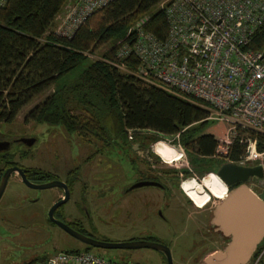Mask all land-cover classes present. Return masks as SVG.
<instances>
[{
	"label": "trees",
	"instance_id": "1",
	"mask_svg": "<svg viewBox=\"0 0 264 264\" xmlns=\"http://www.w3.org/2000/svg\"><path fill=\"white\" fill-rule=\"evenodd\" d=\"M70 1L8 0L0 6V121H15L26 106L53 89L26 121L61 125L87 144L104 141L103 146L108 147L120 138L128 142L129 131L134 136L150 133L152 142L176 136L173 143L183 147L200 176L216 173L222 163L240 162L249 154L254 139L258 140V151H264V135L239 131L228 153L217 159L220 142L205 133L211 123L205 121L204 109L112 64L118 61L116 51L133 40L134 26L146 16L145 30L160 40L166 38L168 22L159 8L164 0H114L94 13L69 39L56 34L55 28ZM105 46L106 51L100 52ZM263 46L264 28L255 34L251 48ZM99 52V59L90 58ZM118 62L133 69L138 65L136 58ZM144 137L149 139L148 135ZM152 155L160 162L156 154ZM169 172L163 171L165 175ZM26 173L33 181L55 177L32 168ZM184 174L193 176L189 170ZM69 175L72 188L78 177L75 171ZM91 249L86 245L85 251Z\"/></svg>",
	"mask_w": 264,
	"mask_h": 264
},
{
	"label": "rangeland",
	"instance_id": "2",
	"mask_svg": "<svg viewBox=\"0 0 264 264\" xmlns=\"http://www.w3.org/2000/svg\"><path fill=\"white\" fill-rule=\"evenodd\" d=\"M104 51L106 46L100 50ZM100 52L94 56L100 58ZM83 68L84 66L79 68L75 74L80 73ZM52 93L53 89L37 97L20 112L13 123H0V136L13 144L11 150L3 153H6L5 158L2 159L0 155V166L14 160L23 167L52 174L55 180L60 182L69 181V173L75 171L78 180L70 192L69 200L62 206L61 213L65 214L68 223L83 224L87 233L96 240L128 242L143 234L169 246L173 264H217L216 260L224 255L225 244L219 246L218 242H213L208 245L211 231L208 227L205 228L202 222L203 220L208 223V216L205 215L225 199L228 191L216 178V173L198 175L183 147L172 142L171 145L178 146L183 151L180 153L184 162L183 159L178 161L175 158L178 149L172 150L175 160L178 161L175 162L169 156V143H166L168 141L160 139L150 143L153 136L150 133L133 135L132 140L128 137V142H124L122 138L116 139L115 144L106 147L103 146L104 141L87 144L77 135L68 133L61 125L27 122V115ZM205 133L214 135L218 140H224L227 138V127L224 124L211 123ZM145 135H148L149 139H146ZM30 138L37 140L34 146L27 147L21 143L23 139ZM137 141L145 143L147 148H156L157 143L159 146L160 142H165L163 147L160 146L163 148L161 157L165 163L160 160L154 165L160 172L175 170V178L180 184H184L190 197L188 198L181 189H176L179 201L171 202L167 199L164 205L142 202L145 207L150 205V213L133 220L134 217H128L126 210L127 201L133 196L132 192L135 193V198L136 195L157 191L148 187L127 194V189L139 181L146 170L145 164L132 149V143ZM185 170H189L193 176H185ZM191 178L202 181L210 194L211 203L210 197L197 186V181ZM35 183L44 184L46 181L41 179ZM61 193L62 189L58 187L40 190L29 188L19 182L18 175L9 179L0 200V264H25L34 260L40 264L56 253L85 251L84 243L49 222V211L57 203L54 201ZM209 203L211 205L204 210ZM171 204L174 208L168 209L167 206ZM10 213L14 218H8ZM164 217L169 221H165ZM204 243L207 247L202 249ZM91 252L117 264H166L163 252L149 248H93ZM255 259L248 264H255Z\"/></svg>",
	"mask_w": 264,
	"mask_h": 264
},
{
	"label": "built area",
	"instance_id": "3",
	"mask_svg": "<svg viewBox=\"0 0 264 264\" xmlns=\"http://www.w3.org/2000/svg\"><path fill=\"white\" fill-rule=\"evenodd\" d=\"M7 1L0 0V6ZM113 1L71 0L59 16L56 34L73 38L94 13ZM160 9L168 22L166 38L147 32L144 17L134 26L133 40L115 54L118 61L136 58L137 68L112 64L201 107L207 112L205 121L224 124L227 138L219 140L220 157L228 153L239 131L264 135V46L251 48L255 34L264 28V0H164ZM128 135L132 140L134 133ZM257 146L254 139L249 154L237 164L264 167V151ZM255 258V264L264 263V245ZM46 264L117 263L91 251H66L49 257Z\"/></svg>",
	"mask_w": 264,
	"mask_h": 264
},
{
	"label": "water",
	"instance_id": "4",
	"mask_svg": "<svg viewBox=\"0 0 264 264\" xmlns=\"http://www.w3.org/2000/svg\"><path fill=\"white\" fill-rule=\"evenodd\" d=\"M175 139L176 136H171L167 140L172 142ZM23 141L31 147L37 140L32 138ZM14 172H17L21 176L22 181L29 188L40 190L60 187L65 190V198L52 207L49 216L64 231L85 245L105 250H138L149 248L163 252L166 255L168 264H173L171 250L165 244L147 241L118 243L99 241L80 234L68 225L56 221L54 219V212L64 205L70 197L69 187L64 182L54 180L44 184H35L28 180L23 169L15 167L8 169L2 177L0 200L5 192L9 178ZM216 174L221 178L228 190L231 186L239 184L229 190L226 198L221 200L214 211L212 225L216 228V232H220L229 239V243L224 250V255L220 256L216 262L217 264H248L258 250V247L264 241V167L262 165L241 166L236 162H225L219 167ZM251 183L252 185H249ZM150 185L155 184L143 182L135 185L134 188ZM256 185L260 188L258 191H254Z\"/></svg>",
	"mask_w": 264,
	"mask_h": 264
},
{
	"label": "flooded vegetation",
	"instance_id": "5",
	"mask_svg": "<svg viewBox=\"0 0 264 264\" xmlns=\"http://www.w3.org/2000/svg\"><path fill=\"white\" fill-rule=\"evenodd\" d=\"M14 122V121H13ZM11 122V123H13ZM0 123H7V122H3V121H0ZM10 123V124H11ZM3 136H0V155H1V158H5L6 157V153L3 154L4 152H7L9 150H11L13 144H12V141L10 140H7V139H4L2 138ZM32 139V138H30ZM25 140V139H23ZM21 141V143L24 145V146H27V147H30L28 146L27 143H25L24 141ZM150 141V140H149ZM37 142V141H36ZM152 143V141L150 142ZM36 144V143H35ZM34 144V145H35ZM33 145V146H34ZM138 145V147L136 148V146ZM158 146V143L156 144V148H154V151H153V148L145 145V143L143 142H135L134 144L132 143V149L136 152V156L138 157V159L143 162L146 166V170L145 172H143V176H141V179L139 181H137L136 183H134L132 185V187L130 186L128 189H127V194H130L129 192H132L134 190H138V189H141V188H154L156 189L157 191L156 192H151V193H147V194H141V195H136L135 198H134V192H132L131 195H133L131 197V199L129 201H127V206H126V210H128V217H134L133 220H136V219H140L142 216H144L145 214H149L150 211L148 208H150V205L148 207H145L143 206V203L145 202V204L147 203H156V204H165V201L167 199H169V201L173 202V201H176L178 200L179 201V195L176 191V189H181L186 195L187 197L189 198L190 196L187 194V191L186 189L184 188V184H182V188H181V184L179 183L178 179L175 178V175H176V172L172 171L171 173L169 172L168 175H165L163 174V172H160L157 170L156 166L154 165L155 163H158L156 161V159L153 157L152 153H156L157 154V150L160 148H157ZM32 147V146H31ZM7 165V167L5 168L4 170V167ZM15 167H19L21 169H23V171L25 172L27 178H28V174L26 173V171L29 169V168H26V167H23L21 166L20 164H18V162L12 160V161H7L5 162L4 164H2L0 166V173H1V170L4 171L2 173V176H1V179H0V183H1V180H2V177L4 175V173L8 170V169H12V168H15ZM18 175V180L20 183L24 184V182L22 181V178L21 176L17 173V172H14L11 177H16ZM165 176H169L168 178L165 177ZM10 177V178H11ZM9 178V179H10ZM29 181L35 183V181L37 180H31L28 178ZM55 180V177L54 179L50 180V181H54ZM78 180V178H77ZM76 180V182H77ZM50 181H46L47 182H50ZM58 181V180H57ZM70 179L69 181H66L64 183H66L69 187V191L72 192L74 187H75V184L74 186L71 188L70 187ZM143 182H152L154 183L155 185H150V186H144V187H139V188H134L135 185L137 184H140V183H143ZM36 184V183H35ZM188 184V182H187ZM25 185V184H24ZM239 184H236V185H233L230 187V190L233 189L234 187L238 186ZM249 185H252L249 184ZM186 186V185H185ZM55 188V187H54ZM60 188V187H58ZM62 189V193L58 196L57 199H55V203L61 201L62 199L65 198L66 196V193H65V190L63 188ZM260 188L256 185V187L254 188V191H258ZM181 191V192H182ZM183 193V195H184ZM130 196V195H127V197ZM189 201V200H187ZM143 202V203H142ZM190 202V201H189ZM188 202V204H190ZM212 202V199L210 200V203ZM56 203V204H57ZM208 204L204 210H206L211 204ZM63 206V205H62ZM61 207H59L55 212H54V219L56 221H59L61 223H64L65 225H68L70 228H72L73 230H75L76 232L80 233V234H83L85 236H88V237H91L90 234L87 233V230L85 229L84 225L81 224V223H78V224H74V223H68L67 222V217H65V214L64 213H61ZM167 206V205H166ZM172 204L170 206H167L168 209H173L172 208ZM52 209V208H51ZM216 208H214V210H209L208 214L205 215L208 216V223L203 221V225L205 228L209 229L211 231V238L208 242V245L210 243H213V242H218L219 243V246H222L223 244H225V248L227 247L228 243H229V239H227L223 234H221L220 232H216V228L212 225V219H213V215H214V211H215ZM50 212V211H49ZM8 218L11 219V218H14V215H12L11 213L8 215ZM48 218H49V222H51V224L54 226V227H58L60 228L61 230H63L59 225H57L55 222H53V220H51L49 214H48ZM185 219V218H184ZM183 221H187V220H184ZM164 220L165 221H169L168 218H165L164 217ZM201 221V220H200ZM135 224H137L136 221H134ZM64 231V230H63ZM66 232V231H64ZM67 233V232H66ZM68 234V233H67ZM69 235V234H68ZM71 236V235H70ZM72 237V236H71ZM74 238V237H73ZM92 238V237H91ZM76 239V238H75ZM94 239V238H93ZM78 240V239H77ZM130 241H147V242H156V243H160L158 240H156V238L154 237H149V236H144L143 234L141 235H137L135 236L133 239H131ZM129 242V241H128ZM264 242V241H263ZM262 242V245H264ZM166 245V244H165ZM207 244L204 243L202 249L206 248ZM260 246L258 247V250L260 248ZM169 247V246H168ZM170 248V247H169ZM225 250V249H224ZM257 250V251H258ZM157 251V250H156ZM165 255V254H164ZM165 257V261H166V264H168V261H167V258H166V255L164 256ZM255 258V256H253V258L251 259V261ZM36 261V260H34ZM34 261L32 262H27L25 264H32Z\"/></svg>",
	"mask_w": 264,
	"mask_h": 264
},
{
	"label": "bare ground",
	"instance_id": "6",
	"mask_svg": "<svg viewBox=\"0 0 264 264\" xmlns=\"http://www.w3.org/2000/svg\"><path fill=\"white\" fill-rule=\"evenodd\" d=\"M163 147V146H162ZM162 147H160L158 150H157V155L159 156V157H161V153H160V151H161V149H162ZM180 147H178V146H174V145H171L170 143H169V147H168V152H169V156L170 157H172L173 158V160L175 161V162H178V161H181L182 159H183V156H182V154L180 153V151L183 153V151L182 150H180L179 149ZM176 150V149H178L177 151H176V155H175V158L178 160V161H176L175 160V158H174V154H173V151L172 150ZM185 158V157H184ZM161 159L163 160V158L161 157ZM183 162H184V159H183ZM217 175V174H216ZM217 178H218V180L223 184V185H225L224 183H223V181L221 180V178H219L218 176H217ZM191 179H193V180H195V181H197L196 182V184H197V186L205 193V194H207L209 197H210V194L207 192V189L203 186V183H202V181H200V182H198V180H196L195 178H191ZM183 184V183H182ZM182 186L183 185H181V188H182ZM225 187L227 188V186L225 185ZM228 193H229V190L227 191V193H226V195H225V198H226V196L228 195ZM210 199H211V197H210Z\"/></svg>",
	"mask_w": 264,
	"mask_h": 264
},
{
	"label": "crops",
	"instance_id": "7",
	"mask_svg": "<svg viewBox=\"0 0 264 264\" xmlns=\"http://www.w3.org/2000/svg\"><path fill=\"white\" fill-rule=\"evenodd\" d=\"M160 153H161V155H163V148L161 149ZM215 177H216V176H215ZM216 178H217V177H216Z\"/></svg>",
	"mask_w": 264,
	"mask_h": 264
}]
</instances>
